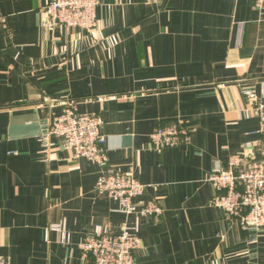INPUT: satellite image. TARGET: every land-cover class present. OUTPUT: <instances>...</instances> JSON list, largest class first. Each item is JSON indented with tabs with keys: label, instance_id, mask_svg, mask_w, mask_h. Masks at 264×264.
Segmentation results:
<instances>
[{
	"label": "crops",
	"instance_id": "0c3cea01",
	"mask_svg": "<svg viewBox=\"0 0 264 264\" xmlns=\"http://www.w3.org/2000/svg\"><path fill=\"white\" fill-rule=\"evenodd\" d=\"M48 0H0V255L6 264H91L81 239L137 224L135 264H264V224L212 206V168L259 158L264 7L253 0H99L90 31L52 25ZM72 101L99 114L107 168L145 185L153 217L125 215L49 125ZM178 121L187 143H151ZM65 223L69 242L48 228Z\"/></svg>",
	"mask_w": 264,
	"mask_h": 264
},
{
	"label": "built area",
	"instance_id": "2783aa9c",
	"mask_svg": "<svg viewBox=\"0 0 264 264\" xmlns=\"http://www.w3.org/2000/svg\"><path fill=\"white\" fill-rule=\"evenodd\" d=\"M99 0H48L44 12L52 25L78 27L90 31L95 25ZM255 9L264 7V0H253ZM264 126V98L253 109ZM103 119L95 113H79L72 101H66L59 116L49 125L46 134L59 138L75 158H85L100 168L96 189L118 203L125 215L153 217L161 212L155 201L138 202L145 185L132 174L107 168L106 136L102 131ZM189 131L184 124L170 121L157 126L151 134L152 146L162 147L187 143ZM214 188L211 205L223 210L242 230H258L264 224V149L259 158H248L242 153L229 157L225 168H212L206 179ZM59 234V242H69L65 223L48 228ZM138 227H124L116 234L102 230L86 234L79 243L84 258L91 264H135L134 254L140 249ZM0 264H6L0 255ZM211 264H224L214 262Z\"/></svg>",
	"mask_w": 264,
	"mask_h": 264
}]
</instances>
